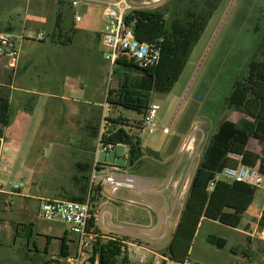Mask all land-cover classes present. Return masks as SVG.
<instances>
[{"label":"rangeland","instance_id":"374dc122","mask_svg":"<svg viewBox=\"0 0 264 264\" xmlns=\"http://www.w3.org/2000/svg\"><path fill=\"white\" fill-rule=\"evenodd\" d=\"M71 1L0 0V32L23 36L16 68L9 67L8 59L0 60V98L10 95L5 100L15 112L34 111L14 169V179L44 199L67 200L65 197L78 194L74 176L82 173L77 163L93 166L98 163L105 165L107 171L117 168L129 174L150 175L157 182L162 180L159 195L121 188L114 197H110L118 207L108 204L102 209L114 216L116 211L128 213L135 207L136 213H141L154 224L167 215V204L169 211L173 210L171 191L180 179V188L176 186L174 192V213L169 218V237L184 208L192 178L209 138L224 119L239 123L244 117L242 113L229 109L227 99L235 82L247 77L250 63L264 59V0H221L218 3L201 38L192 47L172 91L152 97V102L159 107L153 120L155 130L150 132L146 127L136 132L130 129L131 133L138 134L145 152L142 164L134 168L129 165L127 146L117 145L110 151L99 150L101 136L113 125L110 119L119 115L128 118L130 123L144 119L143 114L134 110L114 109L106 104L108 90L117 88L119 81L113 75L114 67L105 60L108 49L97 36L106 25L103 6L82 4L72 9ZM131 1L135 9L161 11L170 29L177 20L184 21L189 11H199L216 2ZM59 11L63 12V25L72 37L68 45L58 44L56 36L52 39L57 33ZM75 13L81 17V22L74 21ZM37 35H41V39H37ZM118 66L115 67L120 70ZM95 127H99L97 137L92 135ZM164 128H168L167 133ZM192 139L191 150L186 151ZM249 147L261 150L253 139ZM149 151H155L159 156ZM127 198L136 203L130 204ZM262 206L264 189L257 188L254 212ZM252 215L250 212L245 214L238 228L203 219L187 262L264 264L261 251L264 230L252 225L255 223ZM248 221L250 227H244ZM145 223L123 226L137 231L146 228ZM40 224L55 225L59 234H64V224ZM26 230L18 224L11 232H21L25 242ZM243 230L252 236L244 235ZM67 235L75 236L70 232ZM167 237L163 246L142 240L141 243L155 254L140 251L138 256L128 258L126 264H154L155 260L160 264H174L163 259L170 241ZM12 239L13 236L9 244L0 246V264H41L33 256L28 259L22 241L14 245ZM30 248H33V243ZM49 249L57 256L59 242H53ZM139 257H143L144 262L141 263ZM118 264H123L122 259Z\"/></svg>","mask_w":264,"mask_h":264},{"label":"trees","instance_id":"16d2710c","mask_svg":"<svg viewBox=\"0 0 264 264\" xmlns=\"http://www.w3.org/2000/svg\"><path fill=\"white\" fill-rule=\"evenodd\" d=\"M220 1L216 0L199 11H189L186 19L177 20L171 29L161 11L136 9L127 16V23L135 24L136 39L147 43L152 51L158 50L160 57L157 64L148 67H141L134 60L126 58L117 62L120 70L114 67L113 75L119 83L117 88L111 87L108 90L106 104L114 109L134 110L143 114L144 119L138 123H130L128 118L121 115L110 119L113 125L100 139L105 151H110V146L114 148L125 145L129 148L130 167L142 164L145 152L138 134L131 133L130 129L137 132L145 128V117L154 94L166 95L172 91L185 68L192 47L201 38ZM64 18L63 12L59 11L56 17L57 33L52 39L56 36L58 44L68 45L72 37L63 25ZM97 36L101 39V35ZM5 99L0 98V137L3 129L10 125L14 113ZM227 104L229 109L242 113L244 117L239 123L224 119L209 138L167 253L164 254L172 263L185 264L188 261L203 219L238 228L243 215L255 201L256 187L226 179L217 180L224 169L243 164L257 167L264 176V59L250 63L247 77L235 82ZM98 134L99 127L92 129L93 136L97 137ZM252 139L259 144L260 151L249 150ZM149 152L159 156L155 151ZM76 166L82 173L74 176L78 194L65 198L76 202H86L89 198L92 202L99 201L103 188L100 184L91 186V175L94 170L100 172L104 168L98 163L94 166L90 163H77ZM212 182L215 185L211 190ZM258 226L264 230V207ZM69 249L66 238L62 237L58 255L62 261L49 260L46 264H68L65 259L70 255ZM261 251L264 253V243ZM95 253L98 254L99 264H118L119 259H122L123 264L128 261V257L122 255L120 246L114 241L100 240L95 246Z\"/></svg>","mask_w":264,"mask_h":264},{"label":"built area","instance_id":"2783aa9c","mask_svg":"<svg viewBox=\"0 0 264 264\" xmlns=\"http://www.w3.org/2000/svg\"><path fill=\"white\" fill-rule=\"evenodd\" d=\"M82 4H98L103 6V13L106 17V25L101 34V42L108 49L105 60L115 67L117 62L126 58L134 60L141 67H148L159 62V51H152L147 43L139 42L135 37L133 23H127V16L135 9L131 0H72V9H77ZM74 21L81 22V17L75 13ZM41 39V35H37ZM22 37L14 36L9 32H0V60L8 59L9 67L16 68L21 52ZM159 107L151 103L145 117V128L150 132L155 130L154 118ZM168 132V128H164ZM100 142V141H99ZM194 139L189 142L186 151L191 150ZM3 139L0 137V150ZM101 144V142H100ZM102 148V146L100 145ZM99 150H104L102 148ZM113 147H109L112 149ZM102 179L104 185L110 189L111 196L121 189L126 188L135 191L148 192L150 186L145 179L114 168L113 171L100 178L94 170L91 175V186ZM218 179H226L231 182H240L256 188L264 189V176L260 174L258 168L239 164L236 168L224 169ZM215 182H212V190ZM21 185H14L13 191L19 189ZM134 202V200H130ZM142 203H146L142 201ZM174 213V209L163 219H159L154 226H147L142 229H128L123 226L115 225L112 215L109 212H100L99 201L92 202L90 198L86 202H76L70 200H49L42 199L39 203V216L46 222L59 221L66 225L67 232L77 237L76 250L70 254L65 262L68 264H99L98 254L95 253V246L100 240L117 242L122 251V255L128 258L136 257L140 251L152 252L150 248L142 244V240L155 241L156 232L164 238L168 233L169 218ZM165 257V256H164ZM164 260L170 261L168 258ZM139 261L144 262L143 257ZM154 264H160L158 260ZM175 264V263H174ZM185 264H191L186 262Z\"/></svg>","mask_w":264,"mask_h":264},{"label":"crops","instance_id":"0c3cea01","mask_svg":"<svg viewBox=\"0 0 264 264\" xmlns=\"http://www.w3.org/2000/svg\"><path fill=\"white\" fill-rule=\"evenodd\" d=\"M102 32L103 31H101L98 34L101 35ZM7 97L9 98L10 95H8ZM10 106L12 107L11 104ZM12 110L14 113L12 116L11 123L8 127L3 129V135L1 136V138L3 139V144L0 150V246H3L4 243H8L10 241V237L13 236L12 243L14 245L18 244V241L19 243L22 241V247L25 250L28 259H30V257L33 256L34 258L39 259V262L41 264H46L47 261L49 260H60L58 258L59 254L56 256L55 253H52L49 249V247L53 244V242H59V246L61 247V239L62 237H65L67 240V244L70 248L69 252L70 254H73L76 250L77 237L76 236H73L72 238L68 237L67 227L65 224L63 228V233H64L63 236L59 234V231L58 229H56L55 225L39 226L41 225L40 224L41 222H46L42 220L39 216V203L44 198L38 195H34L33 193L30 192L29 188H25L22 186L16 191H13L14 185H20V183L16 182V180L14 179V169L21 155L23 143L29 131L30 124L32 122V113L34 111L15 112L13 107ZM248 148L251 151L258 152L256 149L254 150V149H250V147ZM100 167L104 168V170L98 172L100 178H103L105 175H108L113 171V170L107 171L105 165H101ZM130 173L141 179H145L148 182L150 186V190L147 193L153 195H159L163 185L162 180L160 182H157V180L150 175L134 173V172H130ZM29 182H30V178H29ZM181 183L182 180L180 179L177 180L174 188L171 191V195L174 199L173 209L175 208L176 205V196L174 194L175 188L178 185L180 188ZM96 184H100L103 188L99 200L100 212H109L107 210L102 209L104 206L108 204L118 207V203H116L113 199L110 198L113 196H111L110 189L104 185L102 179H100ZM130 200L132 199H128V198L126 199V201H128L130 204H134V202H130ZM263 207L264 206H262L260 210L254 212V202H253V204L249 207V209L245 213L248 214L250 212L253 214L251 216V219L255 220V223H253L252 225H255L256 228L258 227V220L261 217ZM132 208L134 209V211L130 209L129 211H127L128 213L121 212L120 210L116 211L114 213V216L112 215L113 222L115 223V225H119V226H123V224L138 225L137 223L141 224V222L143 223L146 222L145 223L147 224L146 226H154L158 223L157 222L156 224H154L153 221L146 220L147 218L143 216L141 213L139 214L135 212L136 210L135 207ZM167 209H169V204H167ZM181 213L182 211H180L177 221L174 223L173 229L169 233V237H167L168 236L167 234L164 238H161L160 237L161 234L156 232L155 237H157L158 240H155L153 244L157 246H163L166 243L165 241L166 237L167 239L170 240L169 241L170 244L172 240V235L179 222ZM49 223L63 224L62 222L59 221H53ZM18 224H20L21 226L27 229L25 235L26 236L25 242H24V237H22V233L18 232L20 231L19 228L21 229V227L18 228V231H14V233L11 232L12 228ZM123 227L133 230L131 227L128 226H123ZM244 227L247 228L250 227V221L246 222ZM251 227L253 228V226ZM18 233L21 234L18 235ZM243 234L246 236H252L249 232L245 230H243ZM147 242L150 241L147 240ZM32 243H33V248L31 249L30 247ZM145 253L149 254L148 252ZM150 253L155 254L153 251Z\"/></svg>","mask_w":264,"mask_h":264},{"label":"water","instance_id":"95a60500","mask_svg":"<svg viewBox=\"0 0 264 264\" xmlns=\"http://www.w3.org/2000/svg\"><path fill=\"white\" fill-rule=\"evenodd\" d=\"M133 26H135V24L133 23ZM134 31H135V29H134Z\"/></svg>","mask_w":264,"mask_h":264}]
</instances>
